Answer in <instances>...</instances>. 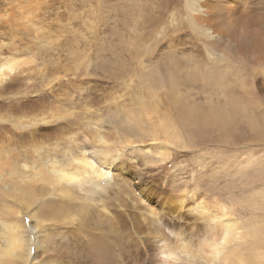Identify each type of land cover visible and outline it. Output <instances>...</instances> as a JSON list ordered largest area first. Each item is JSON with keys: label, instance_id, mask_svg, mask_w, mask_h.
I'll return each mask as SVG.
<instances>
[{"label": "rangeland", "instance_id": "obj_1", "mask_svg": "<svg viewBox=\"0 0 264 264\" xmlns=\"http://www.w3.org/2000/svg\"><path fill=\"white\" fill-rule=\"evenodd\" d=\"M181 10L178 0V22ZM182 29L185 41H194L189 46L199 45ZM174 30L172 0H0V68H12L0 76V245L5 226L18 220L32 244L30 228L42 227L38 260L49 257L50 264H152L145 243L153 238L150 224H174L184 235L190 226L188 234L199 236V226L223 215L246 230L241 262L264 264V135L241 128L172 138ZM204 90L199 85L183 94L193 101ZM240 95L264 118V89ZM97 129L110 141L105 162L123 184L80 192L86 198L72 201L63 186L47 183L45 166L88 152ZM37 206L41 213L33 211ZM107 218L119 234L109 233Z\"/></svg>", "mask_w": 264, "mask_h": 264}, {"label": "bare ground", "instance_id": "obj_2", "mask_svg": "<svg viewBox=\"0 0 264 264\" xmlns=\"http://www.w3.org/2000/svg\"><path fill=\"white\" fill-rule=\"evenodd\" d=\"M177 1L178 0H172V20L174 18L175 38H177L176 42L178 43L172 47V93L170 94L172 97L170 100H172L173 113L172 138L176 136L181 137L182 134L189 132L205 131H214L218 135H228L235 133L241 128H245L256 135H264V118H261L263 115H257L253 113V109L250 107L247 108L242 100L244 98L240 95V93L250 94V91L259 95L264 89L262 88L264 84V0H180L182 10L181 14H179V22L174 15V4ZM182 25L186 26L189 31H191L193 39L196 40L199 45L196 47L192 45L189 46V43H194V41H185V34H181L183 30H185L182 29ZM11 71L12 68L10 65L4 68L2 67L0 68V76ZM247 81H249V84L246 85ZM199 85L206 90L201 91L198 96L196 95L193 101H189L187 96L183 94V90H195ZM195 100H197L196 102H198L199 105L195 103ZM202 100H204V106L200 104ZM191 103H194V106L190 105ZM178 126L182 128V131H180ZM162 128L160 130L164 132H168L169 130L167 129V131H165L166 129ZM140 129H143V127ZM99 132L97 129V132L90 135L92 138H88L89 140L87 139L88 142L92 144L90 147L91 149L86 152L89 155L83 152L82 149V151L78 149L80 151L79 157L74 159L73 156H70L73 160L67 161V164H61L62 162L59 163L55 160H52V163L50 162L51 165L49 167L44 164L48 170V172L45 171V173H48V177H50L51 180L47 183L53 182L55 185H59V188L63 186L64 191L62 195L70 198L72 201L81 199L79 196H83L82 199L86 198L84 195L92 194L94 189L105 192L108 187L111 188V186L115 184L122 186L123 184L124 179H121L123 178L121 176L122 174L110 172L109 168H111L112 165L109 166L110 164L107 165L109 162H105V160L110 157V141L109 139L107 140L104 135L101 136ZM152 133L153 130L150 134ZM154 135L156 137V132H154ZM107 136L109 138V134ZM151 136L154 138L153 135ZM165 138H168V136H164V139ZM157 141L158 140L155 142ZM161 144L160 146L159 144L156 145L161 149ZM144 147H146V145ZM63 156L65 157V155ZM114 157L116 158V156ZM133 157L134 156H132V158ZM64 165L67 167H64ZM68 166L72 167L68 168ZM110 179H112L114 183H111ZM31 181L32 180H30V182ZM115 181H118V183H115ZM59 190L61 193V189ZM73 191L76 193H72ZM80 192H84V195ZM193 198L195 197L193 196ZM202 199L204 198H201V200ZM164 201L168 202V199L165 198ZM181 204L182 203H180V205ZM180 207L182 208V206ZM42 210V208H39L38 212L41 213ZM166 212L167 211H165V213ZM193 212L196 216L202 215L197 219H201V221L203 219L205 222L206 217L203 214H199L201 210L199 212L196 208L193 209ZM224 212L225 210L223 213ZM162 214H164V212ZM189 214H191V211ZM38 215L40 216L41 214ZM156 215H158V213H156ZM167 215H169L168 212ZM159 216L156 217L159 218ZM209 217L207 216V218ZM56 219L57 221L60 220L58 218ZM54 220L55 217H52L51 221ZM188 220L189 219L185 221ZM209 220H211V222H206L202 226H199L201 223L200 221L197 222L199 223V236H196L197 234L195 236L194 234L191 236L188 234V232H190L188 228H190L189 225L191 223L187 225L189 227L186 229L185 235L180 232L182 231V227L180 228L181 230H179L180 226L178 227V225L177 230L174 224L172 226L161 225V223H159V225L157 223L160 222L159 220L155 222L157 223L156 225L150 224V227L152 226V228H149L151 231L150 234H152L153 238L152 240L151 238L145 239V243H149L152 252L150 257L152 264H247L245 261H242V263L239 258L240 256H246L245 249H247V245H245L244 242L247 235L246 230L242 232L238 223H236L233 218H229V216L226 217L222 215L220 217L219 215V218L213 216ZM57 221L55 223H57ZM170 221H172V217ZM176 221L177 220H175V222ZM180 221H182V219H180ZM194 221L192 222L195 223ZM114 222V219L110 218L106 226V228L110 230L109 233H112L113 236L119 234V231L122 230H119L116 225L117 223ZM36 225L30 228L35 232L34 235L36 236L34 240L31 239L34 241L33 244L26 238L25 226L20 224L18 220L13 221L11 225L5 226L7 232L3 236L5 244L2 245L4 246L0 245V247H2L0 250V264H50L48 261L49 257L44 260H38L40 245H42L43 242L42 240L40 242V239H38L42 227L39 226V224ZM46 225H48V223H46ZM27 229L29 228L27 227ZM193 230H191L192 233ZM257 232L258 230L254 229L253 234L255 235ZM44 234L45 239L47 234ZM96 242L98 243V241ZM142 251L144 252L143 249Z\"/></svg>", "mask_w": 264, "mask_h": 264}, {"label": "snow or ice", "instance_id": "obj_3", "mask_svg": "<svg viewBox=\"0 0 264 264\" xmlns=\"http://www.w3.org/2000/svg\"><path fill=\"white\" fill-rule=\"evenodd\" d=\"M58 124H64V123H56V122H52V125H58ZM39 210V206H37V208H34L33 211H38ZM31 222H29L30 224Z\"/></svg>", "mask_w": 264, "mask_h": 264}]
</instances>
